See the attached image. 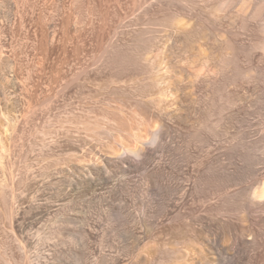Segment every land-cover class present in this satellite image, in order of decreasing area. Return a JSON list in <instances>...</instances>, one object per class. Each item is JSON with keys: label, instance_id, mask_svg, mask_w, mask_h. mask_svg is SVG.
Segmentation results:
<instances>
[{"label": "rangeland", "instance_id": "obj_1", "mask_svg": "<svg viewBox=\"0 0 264 264\" xmlns=\"http://www.w3.org/2000/svg\"><path fill=\"white\" fill-rule=\"evenodd\" d=\"M263 44L264 0H0V264H264Z\"/></svg>", "mask_w": 264, "mask_h": 264}, {"label": "bare ground", "instance_id": "obj_2", "mask_svg": "<svg viewBox=\"0 0 264 264\" xmlns=\"http://www.w3.org/2000/svg\"><path fill=\"white\" fill-rule=\"evenodd\" d=\"M264 45V44H263ZM147 85V84H146ZM143 86V85H142ZM144 87L145 88H147L145 85H144ZM116 89H113V91L111 92V94H115V91ZM138 90H140V89H138ZM143 89H141V91H142ZM140 91V92H141ZM139 92V93H140ZM137 93V92H136ZM142 93H143V91H142ZM142 93H140L141 95H139V96H141L142 97ZM138 94V93H137ZM162 95H163V93H161ZM171 94V93H170ZM131 95V94H130ZM135 95V94H134ZM144 95H145V93H144ZM167 95H169V93L167 94ZM172 95V94H171ZM138 96V95H137ZM136 96V97H137ZM149 96V95H148ZM131 97V96H130ZM146 97V96H145ZM144 98V97H143ZM121 100V99H120ZM119 100V106H120V104L122 103L121 101ZM133 100V99H132ZM116 103H118V102H116ZM118 105V104H117ZM122 106H123V104H122ZM122 106H121V108L119 107H117V111H121L122 110ZM111 109V108H110ZM113 109V108H112ZM111 109V110H112ZM29 115V114H28ZM102 118H106V116H105V114L103 115V117ZM93 120V121H92ZM116 121V120H115ZM75 122V121H74ZM78 122V121H77ZM113 122V121H112ZM79 123V122H78ZM75 124V123H74ZM84 127L86 128V130L88 129H97L98 127H99V125H98V118H94V119H87V120H85L84 121ZM8 125H9V123H8ZM112 127V126H111ZM113 130L115 129L116 131L118 130V128H112ZM111 129V130H112ZM121 129V128H120ZM119 131V130H118ZM121 131V130H120ZM122 132V131H121ZM120 133V132H119ZM138 135V134H137ZM135 138V141L137 140L138 142H139V140H140V138L139 137H137V136H135L134 137ZM157 139V134H155V135H153V140H156ZM2 141V140H1ZM141 142V141H140ZM143 142V141H142ZM1 143V142H0ZM136 143V142H135ZM138 144H140V143H138ZM1 145V144H0ZM142 146V145H141ZM140 146V147H141ZM139 147V146H138ZM138 147H134V148H130V147H128V148H124L126 151V153H127V155L128 156H135V157H138V159H140L141 158V161L140 162H137L136 163V161H135V163H134V161H130L128 158L127 159H125V160H123V164H125L122 168H123V171L125 172V173H132L133 171H135V170H137V169H140L142 166V163L143 162H145V161H148V160H150V158L152 157V155L150 154V153H146V152H144L141 148H138ZM123 152H124V150H123ZM127 157V156H126ZM106 160V159H105ZM264 162V161H263ZM112 164V163H111ZM122 164V165H123ZM144 164V163H143ZM260 178V177H259ZM251 198L254 200V206H256L257 208H258V210L257 211H259V212H262V214L264 213V177H262V179H259V180H257L255 183H254V187H253V189H252V191H251ZM261 217H260V221H262V222H264V218H263V216L264 215H260Z\"/></svg>", "mask_w": 264, "mask_h": 264}]
</instances>
